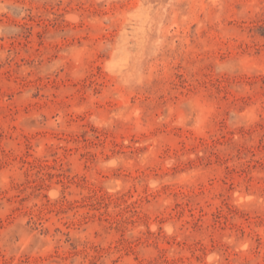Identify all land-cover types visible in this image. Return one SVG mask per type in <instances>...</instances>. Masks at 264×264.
I'll return each instance as SVG.
<instances>
[{"label":"rangeland","instance_id":"374dc122","mask_svg":"<svg viewBox=\"0 0 264 264\" xmlns=\"http://www.w3.org/2000/svg\"><path fill=\"white\" fill-rule=\"evenodd\" d=\"M0 264H264V0H0Z\"/></svg>","mask_w":264,"mask_h":264}]
</instances>
